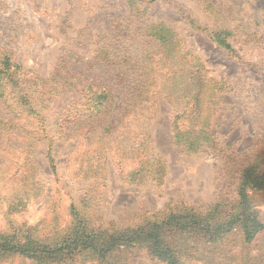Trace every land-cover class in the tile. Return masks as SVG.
Instances as JSON below:
<instances>
[{
  "label": "rangeland",
  "instance_id": "1",
  "mask_svg": "<svg viewBox=\"0 0 264 264\" xmlns=\"http://www.w3.org/2000/svg\"><path fill=\"white\" fill-rule=\"evenodd\" d=\"M174 1L194 23L165 2L151 4L145 19L135 20L127 0H0V58L9 55L29 78L51 81L63 68L89 81L94 78L97 85H107L114 93V108L95 126L116 123L113 129L101 131L105 139L96 136L99 130L95 129L90 143L77 133L73 140H66L67 125L61 114L76 97L67 93L47 100L42 113L53 138L51 148L47 141L32 146L35 154L22 145L7 148L9 166L0 174V233L12 236L16 232L23 237L22 230H30L47 240L76 219L91 231L116 235L160 223L187 209L205 215L219 205L224 213L238 201L244 169L264 154V44L248 41L246 30H233L230 52L212 40L211 32L223 23L238 28L257 22L264 33V12L259 6L255 10L258 4L254 0H210L219 5L214 14L204 1ZM236 17L244 21H236ZM143 21L151 24L143 26ZM128 22H132V32L142 28L145 33L158 22L172 29L181 44L178 61L168 63L163 46L152 37L127 36L123 30ZM102 45H109L117 58L132 55L146 61L135 76L125 67L99 60ZM195 58L203 64L208 79L222 82L224 92L212 99L217 104L211 130L216 133L218 151L203 148L189 153L173 140L176 116L189 108L169 99L166 88L175 75L173 67H184L187 73ZM154 68L162 73L153 80L150 100L138 109L130 107L131 87L136 80L145 81ZM212 90V85L205 86L206 100ZM143 101L140 98L141 105ZM184 121L187 128L189 118ZM98 136L105 143L97 141ZM13 149L16 155L10 152ZM148 162L165 166L160 181L151 172L135 178ZM24 183L26 188L35 187L30 204L20 213L8 214L11 198ZM248 196L262 224L252 241H245L243 229L234 227L218 239L189 249L178 263L264 264V191ZM180 240L186 243L184 238ZM0 264L46 263L13 253L0 258ZM68 264L109 263L79 255ZM111 264L166 263L150 256L144 246L135 245L115 254Z\"/></svg>",
  "mask_w": 264,
  "mask_h": 264
},
{
  "label": "trees",
  "instance_id": "2",
  "mask_svg": "<svg viewBox=\"0 0 264 264\" xmlns=\"http://www.w3.org/2000/svg\"><path fill=\"white\" fill-rule=\"evenodd\" d=\"M203 2L210 8L211 14L219 12V5H215L210 0H195ZM260 7L259 11L264 12V0H254ZM131 7V17L135 20H144L147 16L148 8L156 2H165L174 5L184 18L194 23L192 18L174 0H127ZM244 18L236 17L237 20ZM145 24H151L143 21ZM127 23V36H149L156 39L164 48V56L168 63L175 64L178 61V53L181 48L180 41L175 33L162 22L154 23L149 26V30L144 33L142 28L137 32H132ZM142 26V27H143ZM246 30V39L250 42L264 44V33L257 22H249L235 27L234 24H222L217 31L211 32V38L217 45L227 51H232L229 38L235 36L233 30ZM132 32V33H131ZM99 60L106 65H116L125 67L135 76L142 68L146 60L138 59L132 55L121 56L113 55V50L109 45H102L98 48ZM148 58V57H147ZM185 61V60H184ZM167 64V62H165ZM175 75L171 76V85L166 88L169 99L186 105L189 109L178 114L173 126V140L176 145L183 147L189 153H196L203 148L218 151V141L216 133L211 130V120L213 118L214 107L217 104L212 99H216L218 93L224 92L222 82L208 79L204 72V66L198 58L195 64L187 73L184 67L175 66ZM162 72H156L154 68L145 81L140 79L133 84L129 92L130 107L138 109L150 100L153 80ZM93 78V77H92ZM87 77L70 74L63 68H59L53 75L51 81H44L38 77H27L20 65L12 62L9 55H2L0 58V174L5 167L9 166V152L7 148L22 145L24 148H31L36 153V148L40 143L47 141L51 148L53 138L49 137V132L44 124L42 111L46 108L47 100L54 96L73 93L75 100L68 103L70 108L61 114L65 128L64 138L73 140L74 134H79V139L90 143L93 131L99 130L101 139L104 133L116 126V123H100L111 113L114 108V93L107 85L95 84L87 80ZM208 84L212 85L208 99L204 98V88ZM219 86L221 88H219ZM143 98L142 105L139 100ZM208 105V107H206ZM186 117L189 118L190 125L184 128ZM183 122V123H182ZM73 125L74 127H70ZM124 125V123H123ZM122 125V129H123ZM125 131L129 129L125 125ZM96 138L101 144L105 143ZM107 137V136H105ZM23 141V142H22ZM29 141V142H28ZM49 141V142H48ZM16 155V149L10 151ZM261 158L246 167L241 176V183L238 189V201L233 203L230 211L221 212V206H216L207 214L202 215L198 212L187 209L183 212L172 213L169 218L160 223H154L147 227L129 230L121 234H107L104 231L89 230L88 227L73 221V224L65 228L63 232L47 240L35 236L32 231H24L23 237L14 232L12 236L0 233V258L7 254H21L29 258H37L46 264H68L74 263L79 255H86L95 259L98 263L107 262L111 264L115 254L123 253L127 248L139 245L144 246L150 256L164 261L166 264H179L182 254L188 250L195 249L203 241H212L231 232L234 227L242 228L245 241L250 242L262 229V224L257 220L256 212L250 207V192L264 191V154ZM52 160V157H50ZM26 163V161H25ZM54 165V164H53ZM148 171H147V170ZM149 173L160 181L165 174V166L157 162L155 167L149 162L142 166L141 170L135 173L137 176ZM7 173V170L4 172ZM18 173V172H17ZM14 173V176H17ZM15 178H13L14 180ZM25 178H21L24 182ZM27 187L23 184L22 189H17L8 206V214H17L24 211L30 204L34 186ZM233 210L237 212L233 214ZM75 215H73L74 217ZM77 223V224H76ZM19 231L20 234L23 232ZM184 238L182 243L180 239Z\"/></svg>",
  "mask_w": 264,
  "mask_h": 264
}]
</instances>
